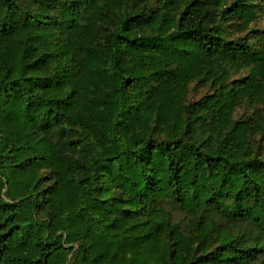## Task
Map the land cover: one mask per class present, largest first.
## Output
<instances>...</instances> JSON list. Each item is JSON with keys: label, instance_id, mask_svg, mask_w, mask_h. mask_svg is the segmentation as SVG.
<instances>
[{"label": "trees", "instance_id": "obj_1", "mask_svg": "<svg viewBox=\"0 0 264 264\" xmlns=\"http://www.w3.org/2000/svg\"><path fill=\"white\" fill-rule=\"evenodd\" d=\"M264 0H0V264H264Z\"/></svg>", "mask_w": 264, "mask_h": 264}, {"label": "rangeland", "instance_id": "obj_2", "mask_svg": "<svg viewBox=\"0 0 264 264\" xmlns=\"http://www.w3.org/2000/svg\"><path fill=\"white\" fill-rule=\"evenodd\" d=\"M262 23L264 24V18L262 19Z\"/></svg>", "mask_w": 264, "mask_h": 264}]
</instances>
